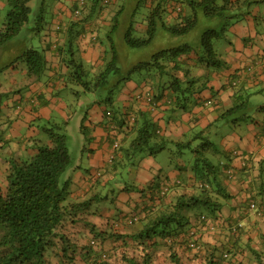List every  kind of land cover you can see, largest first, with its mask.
<instances>
[{
    "label": "trees",
    "instance_id": "1",
    "mask_svg": "<svg viewBox=\"0 0 264 264\" xmlns=\"http://www.w3.org/2000/svg\"><path fill=\"white\" fill-rule=\"evenodd\" d=\"M0 1L4 4L0 9V50L12 43H20L23 48L14 62L24 66L28 78L41 80L47 72L46 57L42 49L34 46L48 25L47 8L51 0ZM83 1L84 5L78 13H74L75 16L81 15V9L87 3V0ZM111 1L88 0V5L91 6V13H99ZM219 1L182 0L179 23L175 24L166 22V10L158 3L148 9L143 32L135 26L134 20L127 26L115 17L105 36L103 65L97 72H92L77 56L80 31H67L64 44L58 50L60 55L64 53L68 68L64 88L73 97L74 103L70 106L74 105L72 115L86 117L88 109L78 106L83 98L91 100L89 107L100 105L106 108L104 116L108 122L104 124V129L111 146L108 162L103 172L89 176L87 188L79 189V193L72 191L75 154L84 153L87 142L85 139L82 142L81 137H74L70 119L47 122L43 127L44 137L31 140L34 154L8 161L10 169L5 177V186L0 188V264H53V261L73 264L88 254L89 260L95 261L93 264H113V261H117L114 264H152L153 257L149 252L141 255L138 250L131 255L123 252L117 256L116 249H120L123 240L114 233V228L110 229L109 235L119 246L114 247L113 252L98 249L102 233L93 221L98 215L96 209L114 192L112 185L108 181L103 184L101 178L111 175L118 178L117 174L129 166H136L163 151H171L177 157L189 152L200 153L194 151L195 141L203 142L201 147L206 154L214 148L213 142L199 130L193 133L190 141H173L161 136L148 111H142L140 105L153 109L165 99V105L172 111L187 112L193 99L208 87L209 77L199 72L204 68L219 70L226 67V62L213 44L225 39L226 24L236 19L235 11L240 7L233 0ZM141 4L145 5L138 0L134 11ZM183 12H188V15L183 17ZM133 16L130 15V19ZM62 29L59 26L57 32L63 34ZM155 44H158L156 50L153 49ZM149 48L152 50L149 51ZM140 52L144 53V58H140ZM193 69L198 71L192 73ZM243 71L253 74L254 67L248 65ZM135 78L144 80L146 88L132 96L133 106L123 110L117 106V97L126 82ZM229 85L232 88L237 85L234 77ZM235 89L232 105L217 121L219 126H233L238 121L245 124L250 121L253 112L264 111V108L256 111L257 103L253 100L262 89L258 91L245 86ZM201 104L209 108L219 105L212 99L201 101ZM83 120L80 128L90 135L91 130L84 127ZM201 160L204 161L203 170H199L198 159L192 167L198 176L195 196H183L165 211L155 212L154 206H149L122 220L121 225L136 226L134 235L137 245L145 247L148 241L160 243V239L168 244L175 234L186 232V229L188 233L191 214L194 217L199 215L200 223H203L208 219L200 209L208 211L213 217L219 212L221 204L218 197L222 194L228 198L227 189L222 187L219 179L220 168L216 166V159L204 157ZM159 183L157 181L156 188L150 187L145 191L154 202L158 201V194L166 192ZM69 225L83 228L68 237L64 233ZM190 242L201 249L199 241L192 239L187 243ZM171 258L175 259L174 255Z\"/></svg>",
    "mask_w": 264,
    "mask_h": 264
},
{
    "label": "crops",
    "instance_id": "2",
    "mask_svg": "<svg viewBox=\"0 0 264 264\" xmlns=\"http://www.w3.org/2000/svg\"><path fill=\"white\" fill-rule=\"evenodd\" d=\"M82 1H50L48 25L34 46L42 49L46 57L47 72L41 80L28 78L24 66L14 62L23 48L20 43H12L0 50V188L5 186V177L10 169L8 161L34 154L31 140L44 137L43 127L49 121L70 119L74 137H81L82 142L83 139L87 142L85 152L75 154L72 191L79 193V189L87 188L89 176L103 172L107 165L111 146L104 129V124L108 122L104 116L106 108L100 105L89 107L91 100L83 98L78 106L88 109L86 117L83 118L82 114L73 116L70 111L73 98L71 92L64 88L68 68L64 53L60 55L58 50L64 44L67 31H80L77 56L92 72H97L103 65L105 36L115 17L125 25L134 20L135 26L143 32L149 8L160 3L166 10V22L175 24L179 23V11L183 6L182 0H140L145 5H139L134 11L138 0H112L99 13H91L87 0L81 15L75 16ZM233 1L239 6L247 5L250 10L232 25L231 40L225 36L224 40L215 42L214 48L226 62V67L219 70L204 68L199 72L209 77L208 87L193 99L189 110L174 112L165 105V99L153 109L140 105L142 111H148L161 136L173 141H190L193 133L199 130L213 142L214 148L206 157L216 159V166L220 168L219 179L222 187L227 189L228 198L220 194L218 200L221 207L215 217L202 212L207 222L200 223L199 215L194 217L191 214L188 233L186 229V232L175 234L168 244L160 239V243L148 241L145 247L137 245L134 235L136 226L121 225L123 219L149 206H154L155 212L166 210L183 196H195L198 185V176L189 168L191 164H188L186 155L177 157L167 151L166 163L158 157L159 154L148 157L117 174L118 178L112 175L101 178L103 184L108 181L112 185L114 192L101 202L96 209L98 215L93 220L102 233L99 250L113 252L114 247L119 246L109 235L110 229H115L114 233L123 240L120 249H116L117 256L123 252L131 255L139 250L141 255L144 252L152 254V264L161 259L166 264H264V213H253L249 209L250 203L264 204V111L253 112L252 118L245 124L238 121L233 126L222 127L217 123L220 115L232 105L235 87L262 89L253 100L257 103L256 111L264 108V0ZM30 5L34 6L33 3ZM3 6L0 1V9ZM187 15L188 12H183V17ZM59 26L64 29L63 34L57 32ZM223 42L228 44L222 48ZM248 65H253V74L243 71ZM233 77L237 85L232 88L229 82ZM144 88V80L135 78L126 82L117 97V106L129 109L134 102L132 96ZM211 99L219 105L209 108L201 104V101ZM82 119L84 127L91 130L90 135H87V130L82 132ZM157 181L166 192L158 194V201L154 202L145 191L150 187L156 188ZM82 228L69 225L64 234L72 237ZM190 231L194 232L193 238L189 235ZM192 239L199 241L200 250L188 247L187 242ZM168 249L170 251L164 257V251ZM172 255L175 259L171 258ZM88 256L73 264H93L95 261L89 260Z\"/></svg>",
    "mask_w": 264,
    "mask_h": 264
},
{
    "label": "rangeland",
    "instance_id": "3",
    "mask_svg": "<svg viewBox=\"0 0 264 264\" xmlns=\"http://www.w3.org/2000/svg\"><path fill=\"white\" fill-rule=\"evenodd\" d=\"M220 1H222V0H220ZM240 7V9L239 10H236L235 11V13H236V16H235V20L234 21H229L228 22V24H226V27H225V31H224V33H225V35H226V38H227V40H231V32H230V30L232 29L231 27H232V25L235 23V22H237L238 20H239V18H241V17H243V16H245L246 14H247V12H248V9L250 10V8H247V5H240L239 6ZM242 11V12H241ZM194 41V39H192V42ZM214 44H217V43H215L214 42ZM213 44V45H214ZM225 46V44H224V42L221 44V47L223 48ZM158 48V44H155L154 45V47H153V49L154 50H156ZM152 50V48H149V51H151ZM139 56H140V58L142 57V58H144V53L142 52H140L139 54H138ZM198 70L197 69H193L192 70V73L193 72H197ZM71 98H73L72 96H71ZM74 103V101L71 103V105ZM74 110V105L72 106V108L70 109V111H71V113H72V111ZM217 126V125H216ZM213 137H215V136H213ZM75 145H77V143L75 144ZM201 145H204L203 144V142L202 141H195L194 143H193V147H194V151H199L200 153H193V154H191L190 152L189 153H187L186 154V160H187V162H188V164H191V165H189V168H192V167H195V164H196V160L198 159L199 161H198V166H199V170H203L202 168H203V165H204V161L203 160H201L202 158H204V157H206L208 154H206V151L203 149L202 150V148L203 147H201ZM71 151L73 152V149L71 148ZM157 156V155H156ZM166 156H167V151H164V153H162V154H159L158 155V157L160 158V159H163V162L164 163H166L167 161H166ZM200 161H201V163H200ZM127 171V170H126ZM122 173V172H121ZM126 179V177L125 176H123V180L124 181H126L125 180ZM114 185V184H113ZM258 206V205H257ZM110 208V207H109ZM199 211H204V209H200ZM251 212H253V213H255V212H257L256 210H250ZM205 212H208V211H205ZM209 213V212H208ZM163 250H164V248H163ZM166 250V249H165ZM169 249H168V251H164L165 252V254L166 255H164V257L165 256H167V254L169 253ZM113 264L114 263H117V261L116 262H112ZM156 264H166V262L164 261V260H157L156 262H155Z\"/></svg>",
    "mask_w": 264,
    "mask_h": 264
},
{
    "label": "built area",
    "instance_id": "4",
    "mask_svg": "<svg viewBox=\"0 0 264 264\" xmlns=\"http://www.w3.org/2000/svg\"><path fill=\"white\" fill-rule=\"evenodd\" d=\"M81 4H83V2ZM76 13H78V11ZM260 206H262V205H259V204H256V203H250L249 209L250 210H256L258 214H263L264 213V207L263 206L260 207ZM235 230L236 229H234V231ZM189 235H190L191 238H193L194 232L190 231ZM189 247H191L193 249H196V250H200V246L196 245L194 242H190Z\"/></svg>",
    "mask_w": 264,
    "mask_h": 264
},
{
    "label": "clouds",
    "instance_id": "5",
    "mask_svg": "<svg viewBox=\"0 0 264 264\" xmlns=\"http://www.w3.org/2000/svg\"><path fill=\"white\" fill-rule=\"evenodd\" d=\"M83 2V4H82V6L84 5V1H82ZM78 12H79V10H77ZM76 11V12H77ZM235 155H237L236 153H234ZM263 207H264V204H263ZM240 226L238 225V227L237 228H239ZM237 228H236V231H237ZM235 232V231H234Z\"/></svg>",
    "mask_w": 264,
    "mask_h": 264
}]
</instances>
